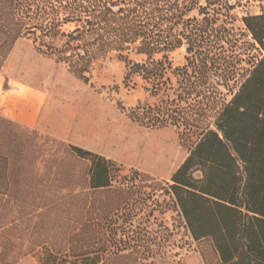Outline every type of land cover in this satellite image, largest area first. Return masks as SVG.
I'll use <instances>...</instances> for the list:
<instances>
[{
  "label": "trees",
  "instance_id": "16d2710c",
  "mask_svg": "<svg viewBox=\"0 0 264 264\" xmlns=\"http://www.w3.org/2000/svg\"><path fill=\"white\" fill-rule=\"evenodd\" d=\"M225 1L8 0L0 45L27 39L39 55L87 84L97 63L116 54L125 64V84L137 79L147 94L122 108L127 118L150 131L175 130L187 150L160 191L189 236L209 242L220 264H264V6L243 16L238 34L233 6ZM179 48L185 61L174 67L169 56ZM244 62L249 66L242 68ZM34 136L0 116V261L28 254L37 264L139 259L150 239L134 217L148 205L132 191L161 184L59 140L53 142L68 149L71 172L62 178L60 159L52 182L83 176L85 182L70 190L42 186L48 180Z\"/></svg>",
  "mask_w": 264,
  "mask_h": 264
},
{
  "label": "rangeland",
  "instance_id": "374dc122",
  "mask_svg": "<svg viewBox=\"0 0 264 264\" xmlns=\"http://www.w3.org/2000/svg\"><path fill=\"white\" fill-rule=\"evenodd\" d=\"M201 1L203 5L206 4L205 0ZM239 1L229 0L233 6L230 14L235 18L231 26L238 34L244 30L243 16L248 12L259 14L261 7L264 6V0H242V4ZM9 5L8 0H0V14L8 13ZM196 14V11L192 12L191 17ZM243 39L253 42L250 36ZM0 40L5 41L2 33ZM250 53L258 58L262 54L255 49H250ZM169 57L174 67L182 65L186 57L185 48L176 49ZM241 66L244 68L249 65L244 62ZM125 76V64L114 53L97 63L91 81L87 84L74 77L63 65L55 63L49 57L39 55L31 41L27 39L17 40L11 46L0 45V77L5 80L6 99L16 95L15 92L22 91L38 92L47 99L46 104L42 101L39 104L40 110L45 109L40 125L31 128L35 131V140L42 145L39 152L41 174L49 181L42 186L52 185L53 188L64 187L70 190L85 182L84 176L70 184L64 182V179L52 182L56 163L60 159H65L60 169L62 178L71 172L69 165L72 160L71 158L66 160L68 149L60 143L53 142L59 140L114 161L125 174L131 171L146 174L161 184L160 188L150 187L151 182H148L139 185L138 188L135 187L132 194L137 192L139 199L146 198L148 206L144 204L136 211L134 221L137 226L139 220H143L140 233L150 241L143 249L144 253L136 256L139 259L130 256L120 263L220 264L209 242L197 243L189 236L170 197L164 191H160L165 187L164 183L170 182L176 169L188 156L187 150L175 130L150 131L140 128L127 118L122 108L127 110L135 107L138 102L147 99V94L137 79L127 86ZM93 123L122 126L124 132L141 145L140 157L120 155L115 151L99 148L87 133L89 128L94 126ZM155 189H158V192L154 193ZM139 191L142 192L141 196H138ZM29 234L16 232L13 236L28 237ZM123 254L128 255L129 251ZM16 260L7 258L5 263L0 261V264H37V260L30 254Z\"/></svg>",
  "mask_w": 264,
  "mask_h": 264
},
{
  "label": "crops",
  "instance_id": "0c3cea01",
  "mask_svg": "<svg viewBox=\"0 0 264 264\" xmlns=\"http://www.w3.org/2000/svg\"><path fill=\"white\" fill-rule=\"evenodd\" d=\"M0 84V116L11 119L24 127L35 128L39 126L45 109L40 110L38 105L41 101L46 104L47 99L38 92L30 91H22L6 99L5 80L1 77Z\"/></svg>",
  "mask_w": 264,
  "mask_h": 264
},
{
  "label": "bare ground",
  "instance_id": "6f19581e",
  "mask_svg": "<svg viewBox=\"0 0 264 264\" xmlns=\"http://www.w3.org/2000/svg\"><path fill=\"white\" fill-rule=\"evenodd\" d=\"M16 93H18V92H15V94ZM40 93H42V92H40ZM48 100H50V99H48ZM27 105H29V104H27ZM70 121L71 120H69V122ZM93 125H92L93 127H90L89 128V131L87 133H88V136L91 137V139L96 143V145L99 148H103V149H106L108 151H111L112 150V151L117 152L120 155H126V156L133 155V157H140L141 145H139V143H137L135 140L133 141V139H131L129 137V135L124 132V128L122 126L116 125V124H112V123L106 124L104 126L103 125H99V124L97 125V123H93ZM82 132H84V130Z\"/></svg>",
  "mask_w": 264,
  "mask_h": 264
}]
</instances>
